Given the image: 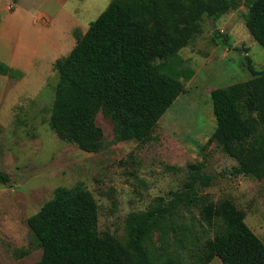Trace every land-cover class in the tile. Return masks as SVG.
<instances>
[{
    "label": "rangeland",
    "instance_id": "obj_1",
    "mask_svg": "<svg viewBox=\"0 0 264 264\" xmlns=\"http://www.w3.org/2000/svg\"><path fill=\"white\" fill-rule=\"evenodd\" d=\"M238 1L237 9L221 17L205 15L181 50L195 75L159 121L153 140L117 142L113 122L99 113L104 146L87 153L50 127L58 65L112 0H0V8L7 2L8 10L0 13L1 21L13 23L10 33L0 34V61L12 69L0 75V173L11 177L10 183L0 182V264H39L43 252L28 219L57 189L77 185L97 201L100 233L122 242L131 216L167 207L181 194L187 199L173 216L169 242L183 259L215 236L203 210L223 200L245 213L246 224L264 242V182L236 173V160L218 144H208L217 128L211 91L252 79L250 62L264 71V49L246 25L255 0ZM196 164L213 178L209 186L188 187L189 166ZM152 241L160 251L161 233ZM210 264L222 262L215 258Z\"/></svg>",
    "mask_w": 264,
    "mask_h": 264
},
{
    "label": "trees",
    "instance_id": "obj_2",
    "mask_svg": "<svg viewBox=\"0 0 264 264\" xmlns=\"http://www.w3.org/2000/svg\"><path fill=\"white\" fill-rule=\"evenodd\" d=\"M239 5L238 0H112L58 65L52 131L84 152L99 153L104 133L96 117L103 113L115 126L117 142L152 141L159 121L195 75L181 50L199 32L205 15L221 17ZM246 25L264 49V0L249 6ZM248 69L249 81L211 91L217 128L208 144H218L236 160V173L264 182V71L251 62ZM11 72L0 61V75ZM189 171V188L213 180L200 164ZM10 181L9 174L0 173V182ZM186 199L181 194L167 207L156 205L131 216L122 242L100 233L99 208L90 191L81 185L59 188L28 219L43 252L39 264H210L215 258L222 264H264V242L230 200L203 210V221L217 229L213 238L185 259L172 250L173 216ZM157 232L163 241L160 251L152 241Z\"/></svg>",
    "mask_w": 264,
    "mask_h": 264
},
{
    "label": "crops",
    "instance_id": "obj_3",
    "mask_svg": "<svg viewBox=\"0 0 264 264\" xmlns=\"http://www.w3.org/2000/svg\"><path fill=\"white\" fill-rule=\"evenodd\" d=\"M8 3H9V1L10 0H6ZM3 2V1H2ZM7 2L4 4V6H2V8L3 9H1L0 8V13H2V11H6V12H8V10H7ZM1 3V2H0ZM18 9H19V6H18V2L16 3V10H15V12L13 13V15H15L16 14V12H18ZM25 12H27V10H25ZM2 18H3V16H2ZM12 29H13V23H12V21H4V19H2V21H1V25H0V34H1V32L3 31V30H7V34L8 33H10L11 31H12Z\"/></svg>",
    "mask_w": 264,
    "mask_h": 264
}]
</instances>
